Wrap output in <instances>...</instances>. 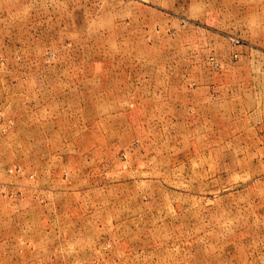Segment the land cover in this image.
Listing matches in <instances>:
<instances>
[{
  "label": "rangeland",
  "instance_id": "374dc122",
  "mask_svg": "<svg viewBox=\"0 0 264 264\" xmlns=\"http://www.w3.org/2000/svg\"><path fill=\"white\" fill-rule=\"evenodd\" d=\"M0 264H264V0H0Z\"/></svg>",
  "mask_w": 264,
  "mask_h": 264
}]
</instances>
